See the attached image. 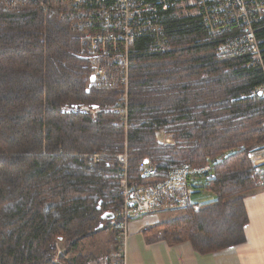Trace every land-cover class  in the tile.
Segmentation results:
<instances>
[{
    "label": "trees",
    "instance_id": "1",
    "mask_svg": "<svg viewBox=\"0 0 264 264\" xmlns=\"http://www.w3.org/2000/svg\"><path fill=\"white\" fill-rule=\"evenodd\" d=\"M163 27L169 49L132 54L125 136L119 114L104 110L117 104V92L89 87L69 23L35 4H0V264L96 261L110 249L80 247L105 230L118 250L115 230L100 216L120 208L115 154L125 142L132 184L183 163L211 165L195 188L214 200L169 211L144 235L189 241L202 254L244 241L243 196L258 187L249 152L264 144V98L248 92L264 81L263 71L247 55L217 58V41L197 15L166 16ZM256 36L264 60V21ZM82 104L101 110L74 108ZM146 157L157 164L155 176L141 174Z\"/></svg>",
    "mask_w": 264,
    "mask_h": 264
},
{
    "label": "built area",
    "instance_id": "2",
    "mask_svg": "<svg viewBox=\"0 0 264 264\" xmlns=\"http://www.w3.org/2000/svg\"><path fill=\"white\" fill-rule=\"evenodd\" d=\"M0 4L7 10L35 4L44 15H55L69 23L75 31L77 54L89 69V87L117 92V104L107 105L104 110L119 114L125 136L132 54L141 47L149 51L170 48L163 27L166 16L197 15L207 38L217 41L214 50L217 58L247 55L264 75V60L256 36L257 26L264 21V0H0ZM248 94L253 99H263L264 81ZM74 108L90 109L93 114L101 110L86 105ZM163 139L171 141L170 136ZM115 156L122 164V200L110 220L120 243L111 259L125 264L124 245L130 220L163 211L196 209L192 200L195 187L210 172L211 165L183 163L170 168L161 179L132 184L127 175L126 142L124 150ZM249 160L252 179L264 187V144L250 150ZM139 166L145 177L157 174V164L148 157Z\"/></svg>",
    "mask_w": 264,
    "mask_h": 264
},
{
    "label": "crops",
    "instance_id": "3",
    "mask_svg": "<svg viewBox=\"0 0 264 264\" xmlns=\"http://www.w3.org/2000/svg\"><path fill=\"white\" fill-rule=\"evenodd\" d=\"M243 202L248 214L244 241L205 254L195 251L189 241L168 244L144 235L145 226L161 221L169 211L130 220L124 245L125 264H264V187L244 194Z\"/></svg>",
    "mask_w": 264,
    "mask_h": 264
},
{
    "label": "rangeland",
    "instance_id": "4",
    "mask_svg": "<svg viewBox=\"0 0 264 264\" xmlns=\"http://www.w3.org/2000/svg\"><path fill=\"white\" fill-rule=\"evenodd\" d=\"M176 16L181 17V16H184V14L178 13V14H176ZM82 105H86V107H88V108L90 107L88 104H82ZM93 115H95V114H93ZM211 196L214 197V194L211 191L199 190L198 192H195L193 194L192 200H193V203H196L197 205H202L206 202H209L207 200H209L211 198ZM213 197L210 200H212ZM163 212H167V211H163ZM158 213H161V212H158ZM172 214L173 213H171V212L166 213V214H164L162 219H166L169 215H172ZM109 233H110L109 231L105 230L103 232L96 233L93 238H86L83 240V244L80 247L81 253L91 251L93 249L92 245H94V244H102L105 247H107L108 249H110L109 253L104 254L103 256L99 257L96 261L88 262V264H108V263L117 264L116 259H114V260L111 259L112 253L114 251H116L114 248L115 243H116V239H115V242L113 244V242L111 241V236H109ZM116 245H117V243H116ZM61 250H62V248L59 249L60 252H61ZM105 258H107V259L105 260Z\"/></svg>",
    "mask_w": 264,
    "mask_h": 264
},
{
    "label": "water",
    "instance_id": "5",
    "mask_svg": "<svg viewBox=\"0 0 264 264\" xmlns=\"http://www.w3.org/2000/svg\"><path fill=\"white\" fill-rule=\"evenodd\" d=\"M87 92H89V87L86 90ZM244 98V97H243ZM92 108H96V106L94 105ZM145 162H147V160H145ZM99 208V207H98ZM114 218V213L110 212V211H105L101 214L100 219L103 220L104 222L110 221ZM103 224H100V226H102Z\"/></svg>",
    "mask_w": 264,
    "mask_h": 264
}]
</instances>
